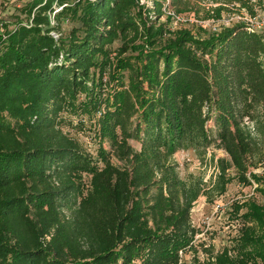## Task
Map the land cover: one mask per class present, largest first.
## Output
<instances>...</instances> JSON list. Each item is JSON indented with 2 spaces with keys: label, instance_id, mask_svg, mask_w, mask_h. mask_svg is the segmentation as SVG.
Listing matches in <instances>:
<instances>
[{
  "label": "trees",
  "instance_id": "16d2710c",
  "mask_svg": "<svg viewBox=\"0 0 264 264\" xmlns=\"http://www.w3.org/2000/svg\"><path fill=\"white\" fill-rule=\"evenodd\" d=\"M198 1L1 0L0 264H264L263 202L233 203V245L203 261L191 220L233 178L264 199V32L203 37L166 14L264 0ZM211 143L227 155L213 180L181 178L172 155Z\"/></svg>",
  "mask_w": 264,
  "mask_h": 264
},
{
  "label": "rangeland",
  "instance_id": "374dc122",
  "mask_svg": "<svg viewBox=\"0 0 264 264\" xmlns=\"http://www.w3.org/2000/svg\"><path fill=\"white\" fill-rule=\"evenodd\" d=\"M8 1L9 3H16L20 5L25 0ZM5 2L6 0H4V3ZM141 2H144V0H141ZM198 4L202 7L211 5L210 0H199ZM255 11L256 14H259L262 18H264V3L262 6L256 5ZM1 16L0 7V17ZM183 16L184 18H181V20L184 21L179 20L176 24L170 23V26L172 28H176L181 25L186 28H190L193 32L197 33V35H202L203 37H205L207 33L205 29L209 31H217L221 27V22L219 21L213 22L210 20L208 23H199V21H191L189 19L191 17L189 13H186ZM258 32H264V26H262ZM71 134L79 138L81 143L85 145L84 147L88 148L91 153H93L92 156H96L95 149L97 148V143L93 141L92 133L86 134L72 129ZM130 143L136 147L138 146L135 141H131ZM103 144L105 148L109 150L108 142L104 141ZM226 156V153L220 147H218L215 143H211L202 155H197L196 152L191 149L179 150L172 155L171 159L177 166V170L181 178L187 179L188 177L193 176L196 178H202L203 182L208 184L210 183V180H213V177L217 172L215 167L216 159L218 157ZM111 161L115 164H120L114 156L111 157ZM229 171L231 170L229 169ZM252 172L264 178V161L259 164L257 168L253 169ZM84 178L87 181V178ZM226 187L227 188L224 194L212 197L211 200H208L205 195H200L194 202L191 209L192 223L201 230V233L198 235L200 241L199 243L202 242L204 244L202 247L199 246V251L197 253L200 261L206 259V252H210L209 254L214 255L223 247H231V245H233L235 237H237L239 233V219L236 216L237 213L233 210V203H241L247 200H255L257 202L264 203V199L255 193L254 188L256 187V184L254 182H252L251 186L242 185L236 178H233ZM240 212L238 214H240ZM206 249H208V251H206ZM191 257L192 254L189 253L183 255V260L186 261V264Z\"/></svg>",
  "mask_w": 264,
  "mask_h": 264
},
{
  "label": "built area",
  "instance_id": "2783aa9c",
  "mask_svg": "<svg viewBox=\"0 0 264 264\" xmlns=\"http://www.w3.org/2000/svg\"><path fill=\"white\" fill-rule=\"evenodd\" d=\"M243 10H245V9H241L238 11H233V12L227 13L226 15H223L222 18L218 21L221 22L220 24L222 26H230L232 24L239 23V24L244 25L250 31H258L259 29H261L262 26H264V18H262L259 14L251 15L246 10H245L246 12ZM166 14L171 16L173 24H176L177 21L181 20V18H184V16H183L184 14H178L177 15L171 9H168L166 11ZM189 14L191 16L189 18L191 21L198 22L197 20H195L193 18V14H191V13H189ZM181 21H184V20H181ZM209 21L210 20L199 21V23H201V22H203V23L207 22L208 23Z\"/></svg>",
  "mask_w": 264,
  "mask_h": 264
}]
</instances>
